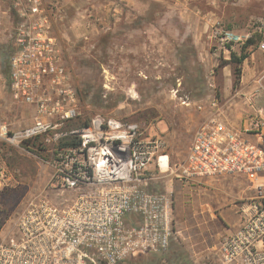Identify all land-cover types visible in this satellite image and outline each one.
Segmentation results:
<instances>
[{"label":"built area","instance_id":"2783aa9c","mask_svg":"<svg viewBox=\"0 0 264 264\" xmlns=\"http://www.w3.org/2000/svg\"><path fill=\"white\" fill-rule=\"evenodd\" d=\"M7 1L11 53L0 87L7 81L35 115L15 131L0 122V142L18 147L40 138L53 160L45 187L24 200L3 231L0 264H127L163 256L175 233L172 192H150V181L224 176L243 178L251 194L239 203L235 229L202 264H264V112L254 109L234 127L214 95L195 102L204 117L179 162L171 161L163 136H149L136 122L96 115L73 128L78 98L53 34L59 10L42 0ZM6 27L0 15V38ZM211 35L221 46L244 41L217 25ZM181 104H190L187 96Z\"/></svg>","mask_w":264,"mask_h":264},{"label":"rangeland","instance_id":"374dc122","mask_svg":"<svg viewBox=\"0 0 264 264\" xmlns=\"http://www.w3.org/2000/svg\"><path fill=\"white\" fill-rule=\"evenodd\" d=\"M42 1L60 13L53 34L79 109V117L69 125L80 127L96 115L136 122L149 136L165 138L173 162L186 156L201 119L194 103L210 95L220 101L224 87L233 83V64L227 63L231 54L238 55L250 38L253 44L247 51L264 43V0ZM1 11L11 12L7 0H0ZM216 25L233 31L243 43L221 46L211 35ZM5 29L0 38V72L7 80L11 28ZM184 96L187 106L181 104ZM34 112L33 105L13 98L7 81L0 87V122H6L10 131L30 125ZM31 146L6 145L0 152V229L28 196L45 187L52 172L50 148ZM249 188L243 178L224 176L211 186L185 190L186 212L177 217L178 222L173 216L174 230L181 234L176 259L175 252H169L133 258L127 264L211 262L222 234L212 236L205 249L187 243V236L211 233L210 220L217 221L221 230L233 227L240 201L251 194ZM225 210L230 212L227 223L220 219ZM200 221L209 227L198 228Z\"/></svg>","mask_w":264,"mask_h":264},{"label":"crops","instance_id":"0c3cea01","mask_svg":"<svg viewBox=\"0 0 264 264\" xmlns=\"http://www.w3.org/2000/svg\"><path fill=\"white\" fill-rule=\"evenodd\" d=\"M0 15L3 17L6 26H8L10 23L8 13L6 11H1ZM221 97L222 98L219 102L220 104L222 103V117L226 123L234 127H239L242 118L254 111V109H260L264 112V108H262L264 100V50H262L261 48H256L249 52L248 57L242 62V70L237 87L233 88L232 83H230L229 87H224ZM203 117L204 115L201 116V119L198 121V123L203 119ZM6 145L7 144L0 142V152L6 150ZM12 147L16 148V146ZM219 179L220 178H198L193 180L178 181L164 178L150 181L147 189L150 192H172V215L176 218L175 221L178 222L177 217L179 219V216L184 215L186 212V210H184L183 208V196L185 190L211 186L212 183L216 182ZM229 213V211L225 210L223 214L224 216L220 214V219L223 222L227 223L226 218L229 217ZM128 221L132 224L135 223L134 220L131 222V219H129ZM210 221L213 223V225L210 226L211 233H200L199 231L196 233H191L192 236H187V243H195V245L198 246L199 249H205L210 246L212 242L210 238L212 236L216 237L220 234H222L221 236H223L235 229L236 222L233 223L234 225L232 224L233 227L231 225L230 228L224 226V229L221 230L217 228V221ZM197 223L198 224H196V226L198 228L203 227L204 229L209 227L208 225H205V221H200ZM193 224H190V227H193ZM7 227L8 224H5V226L0 229V238L3 236V231ZM180 236V232L175 231L174 237L170 240L169 250L167 252H175V259L176 252L180 250L177 245V243H179ZM202 251L203 253L207 252V249Z\"/></svg>","mask_w":264,"mask_h":264},{"label":"trees","instance_id":"16d2710c","mask_svg":"<svg viewBox=\"0 0 264 264\" xmlns=\"http://www.w3.org/2000/svg\"><path fill=\"white\" fill-rule=\"evenodd\" d=\"M252 44H253V40L251 38L248 39L241 46L240 53L238 55L231 54V56H230V62H227L228 64L229 63H232L233 64V76H234V80H233V83H232V87L233 88L237 87V85L239 83V79H240V75H241L240 66H241L242 62L248 57V54H249L250 51H247V48H249ZM86 124H87V122H85L83 125L85 126ZM36 140H38V142H36ZM30 141L31 140L24 141V142L26 144H31L32 145L31 147L34 146L35 149H40V147H41L42 144H41V142H40V140L38 138L33 139L32 142H30Z\"/></svg>","mask_w":264,"mask_h":264}]
</instances>
